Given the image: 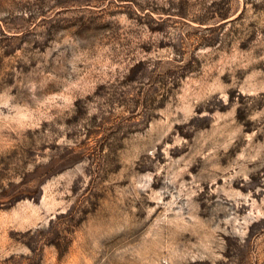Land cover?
<instances>
[{
    "label": "rangeland",
    "instance_id": "1",
    "mask_svg": "<svg viewBox=\"0 0 264 264\" xmlns=\"http://www.w3.org/2000/svg\"><path fill=\"white\" fill-rule=\"evenodd\" d=\"M0 264H264V0H0Z\"/></svg>",
    "mask_w": 264,
    "mask_h": 264
}]
</instances>
